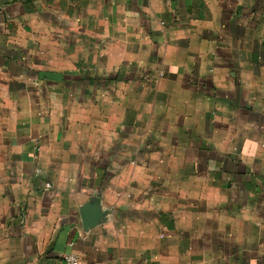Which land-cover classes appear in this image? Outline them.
Segmentation results:
<instances>
[{
    "label": "crops",
    "instance_id": "1",
    "mask_svg": "<svg viewBox=\"0 0 264 264\" xmlns=\"http://www.w3.org/2000/svg\"><path fill=\"white\" fill-rule=\"evenodd\" d=\"M70 253L264 264V0H0V264Z\"/></svg>",
    "mask_w": 264,
    "mask_h": 264
},
{
    "label": "built area",
    "instance_id": "2",
    "mask_svg": "<svg viewBox=\"0 0 264 264\" xmlns=\"http://www.w3.org/2000/svg\"><path fill=\"white\" fill-rule=\"evenodd\" d=\"M63 264H81L79 256L76 254L70 253L65 256Z\"/></svg>",
    "mask_w": 264,
    "mask_h": 264
},
{
    "label": "water",
    "instance_id": "3",
    "mask_svg": "<svg viewBox=\"0 0 264 264\" xmlns=\"http://www.w3.org/2000/svg\"><path fill=\"white\" fill-rule=\"evenodd\" d=\"M90 218V217H89ZM89 218H86V221H88L89 220Z\"/></svg>",
    "mask_w": 264,
    "mask_h": 264
}]
</instances>
